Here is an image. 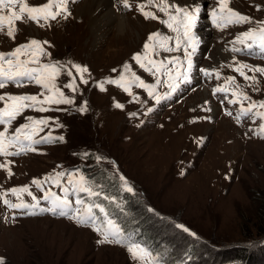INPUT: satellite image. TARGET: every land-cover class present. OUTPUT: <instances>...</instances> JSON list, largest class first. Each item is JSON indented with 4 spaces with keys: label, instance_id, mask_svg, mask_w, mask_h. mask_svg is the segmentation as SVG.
<instances>
[{
    "label": "rangeland",
    "instance_id": "1",
    "mask_svg": "<svg viewBox=\"0 0 264 264\" xmlns=\"http://www.w3.org/2000/svg\"><path fill=\"white\" fill-rule=\"evenodd\" d=\"M27 2L38 6L47 0ZM84 3L85 0H70L71 14L67 19L61 15L50 26L16 22L18 30L14 39L7 36L6 28L0 31V52H11L31 39L47 41L44 47L51 55L45 62L59 63L65 68L78 64L88 70L84 73L87 84L77 76L76 92L64 87L71 79L66 73L57 81L65 95L73 98V104L45 105L52 110L44 113L27 109L9 126L8 135L16 127L30 123L28 116L52 118L63 127L50 121L49 127L36 138L45 136L52 128V134L63 136L65 142L41 143L35 145L36 151L0 156V164H7L12 172L10 176L0 168V194L7 193L0 198L3 264H143L133 260L122 244L100 243L102 236L91 226H82L67 216L51 212L28 215V210L12 209L3 203L4 198L19 202L10 189L27 185L40 199V207L49 208L50 204L43 200L44 190L50 188L63 197L62 189L51 183L41 189L32 181L61 171L75 173L76 179L81 174L91 177L99 187L112 182V185L123 184L124 191L127 181L133 189L132 206H150L154 211L150 214L154 219L149 222L160 243L158 249L177 245L173 253L186 260L194 242L198 264H221L226 257L231 259L228 264H252L253 254L262 256L264 261V236L258 234L264 231V138L256 134L264 121L246 116L237 120L241 107H247L250 101L229 103L238 99L237 94H247L252 101H264V73L243 69L249 77H256V82H252L235 71L241 63L251 68L264 67V55L232 51V42L240 33L259 27L255 22H264V0H230L233 10L252 18L254 23L232 24L223 30L208 22L211 12L217 8V0H204L196 23L208 24L211 38L205 47L196 45L191 70L187 71L186 79L177 81H169L167 74L154 77L133 59L135 54L143 53L150 34L159 32L173 38L176 35L160 22L167 17L155 5H147L145 10L154 12L158 19H145L138 6L146 4V0H129V7H125L123 0H110L109 9L127 20L126 33L121 36L111 25L101 36L93 31L90 16L79 12ZM184 5L188 4L180 6ZM203 19L207 21L201 22ZM195 33L200 36L199 32ZM218 50L223 52V58H215ZM172 56L183 60V50L161 51L154 58ZM126 66L130 69L127 73ZM132 73L145 83L156 85L153 96L135 85L129 95L117 84L108 83L119 80L122 75L132 79ZM229 77L234 80L230 81ZM169 83L178 84L175 91L169 89ZM101 84L104 90L99 87ZM217 87L228 91L217 93ZM42 91L35 84L9 83L0 89V94ZM156 96L161 97L159 101ZM85 102L87 110L78 111ZM255 110L264 111V108ZM3 127L0 126V131ZM17 150L18 146L10 148V151ZM67 180L65 176L62 183L69 187L72 209L79 207L75 203L76 195L92 203L93 197L74 192V186L68 185ZM22 198L27 203L34 202L26 193ZM137 211L138 222L145 214L143 210Z\"/></svg>",
    "mask_w": 264,
    "mask_h": 264
},
{
    "label": "snow or ice",
    "instance_id": "2",
    "mask_svg": "<svg viewBox=\"0 0 264 264\" xmlns=\"http://www.w3.org/2000/svg\"><path fill=\"white\" fill-rule=\"evenodd\" d=\"M70 0H47L46 3L38 6L30 5L27 0H0V31L7 29V36L15 38L16 22L31 21L37 23L39 26H50V22L56 20L63 15L65 19L71 14L68 9ZM125 7H129V0H123ZM230 0H217V8L211 12L212 23L215 27L223 30L232 24H251L254 23L252 18L243 15L230 6ZM147 5H155L158 10L165 14L167 19L160 20V22L174 32L175 37H169L159 32L149 35L147 42L144 44L143 53H137L133 59L138 63L139 67L156 77L157 74H167L169 81H177L182 77L186 79L187 71L192 68V54L196 50L198 39L194 34V27L197 22L198 14L201 8L196 5L193 7L180 6L169 3V0H146L145 3L139 4V10L145 19H158L156 14L152 11H146ZM41 21L44 23L42 24ZM259 25L257 28H250L247 31L240 33L232 42L234 47L232 51L245 52L248 55L262 54L264 55V22H255ZM174 39V44L172 43ZM47 41H40L31 39L25 44L17 46L13 51L4 53L0 52V89H4L9 83L16 86L24 84H35L42 88L39 94H0V126L3 131H0V156H14L20 155L27 151H36L35 145L41 143H63L65 142L63 136L53 135L54 129L49 128L48 133L36 138L39 132H43L45 127H49L51 123L58 127H63L58 120L52 118H34L28 116L26 119L30 123H24L16 127L12 134L9 133V126L20 116L25 110L31 109L41 113L52 110L51 107L45 105H70L74 103L73 98L66 96L64 91L60 88L57 81L62 74H67L71 79L64 85L65 88L72 92L78 91L76 83L77 76L79 80L87 84L88 81L84 78V73L88 70L86 67L72 64L70 68H65L64 65L53 62H45L46 58L50 59V53L45 49L44 45ZM235 45H239L238 47ZM191 48V52L189 51ZM183 50L184 59L178 56H172L165 59H155L159 53H173ZM186 62V69H185ZM171 65L172 67H169ZM249 68L253 72L264 73V67L251 68L247 64H239L235 71L239 73L245 80L256 82V77H249L243 69ZM182 69L184 71H182ZM128 66L125 67V72H129ZM75 72L76 75L73 74ZM175 72V75L172 73ZM209 74V73H206ZM219 76V74H216ZM233 81V77H229ZM159 78L157 83H159ZM108 83H115L122 87L124 91L132 95V86L146 89L149 96L154 95V88L156 85L145 83L140 76L132 73V79H128L126 75H122L119 80H109ZM101 90H104L103 84L99 85ZM169 89L175 91L178 87L176 83H169ZM217 93H225L228 91L225 87H217ZM238 95V99L230 100L229 103L237 104L243 101H250L247 107H241L240 116H246L252 119H259L264 121V111H257V107L264 108V101H252L247 94ZM43 97L41 99L40 97ZM157 101L161 97H155ZM122 107L121 105H117ZM58 110V109H57ZM80 112L87 110V104L77 109ZM231 115V113H228ZM43 126V127H42ZM261 138H264V123L259 125V131L256 133ZM13 146H18L17 151H10ZM99 159V158H98ZM0 168H4L11 176L12 172L7 164H0ZM68 176V185H73V191L76 193H86L89 197H97L100 194L93 191L89 186L86 178L81 174L79 179H76L75 173L67 174L63 171L55 172L45 176L43 179H34L32 183L38 188L44 189V185L51 183L58 188H61L64 196L61 197L57 193L52 192L51 189L44 190L43 200L50 204L49 208L40 207V199L32 194L29 186L13 187L10 193L17 197V203L4 198L3 203L12 209L28 210L26 214L36 215L44 212H51L53 215L67 216L75 220L82 226H91L96 232L102 236L100 243H117L122 244L127 248L133 260L143 262V264H158L161 258L153 256V254L139 243H126L123 238V229L109 217L106 209L101 204L86 203L85 200L77 198L75 203L79 207L72 209V202L69 200V187L64 186L62 181L64 177ZM123 180L124 178L121 177ZM126 190L132 192L133 189L127 185L125 181ZM27 194L32 197L33 203H27L23 200L22 194ZM7 193L0 194V198L6 196ZM104 199H108L107 196ZM39 209V212L34 211ZM71 209V211H68ZM98 210L100 216L97 215ZM102 216V219H101ZM180 227H183L182 225ZM185 231L188 229L184 228ZM193 235H195L193 233ZM0 264L3 260L0 259Z\"/></svg>",
    "mask_w": 264,
    "mask_h": 264
},
{
    "label": "trees",
    "instance_id": "3",
    "mask_svg": "<svg viewBox=\"0 0 264 264\" xmlns=\"http://www.w3.org/2000/svg\"><path fill=\"white\" fill-rule=\"evenodd\" d=\"M86 180L88 181L89 186L92 187L93 191L100 194L97 197H93L94 200H92V203L101 204L106 209L109 216L120 227H122L123 238L126 243H139L143 247L147 248L155 257L161 258L158 262L159 264H188L187 262H190L189 264H198L196 259H199V254L196 251L197 248L194 242L190 245V253H187L190 257L184 258L187 261L183 260V258H179L178 253H173V248L177 245L170 244L169 247H162V249H158L161 248V246L157 241L158 238H155L153 227L149 222L154 219L150 216L151 213H154L153 209L150 206H146L145 208L133 207L132 202L134 201V196H132L131 192H128L127 190L124 191L125 187H122L123 184L112 185V182L106 187H99L95 185V181L91 177L87 176ZM105 196H107L108 199H104ZM139 209L141 212L143 210L142 214L144 213L145 215L144 219L141 218L142 220L137 222L136 216L138 214L135 213H138L137 210ZM262 209L264 210V205ZM96 212L99 213L98 210H96ZM159 218L163 219V216H160ZM258 234L259 236H264V231L262 230ZM259 251L261 252V250ZM246 252L247 250H244L243 253ZM247 258H250L249 261H251L250 255H248ZM252 258V264H263L262 262H264L262 256L260 255L258 256L257 254H253ZM230 260L231 259L228 257L224 259L222 258L220 263L228 264L231 262Z\"/></svg>",
    "mask_w": 264,
    "mask_h": 264
},
{
    "label": "bare ground",
    "instance_id": "4",
    "mask_svg": "<svg viewBox=\"0 0 264 264\" xmlns=\"http://www.w3.org/2000/svg\"><path fill=\"white\" fill-rule=\"evenodd\" d=\"M178 1L181 4H188V5H184V6H187L190 8L193 6H196V4L201 8V6L204 2V0H178ZM109 2H110V0H85V3L80 6L79 12L81 13V15L82 14L84 15L85 13H87L90 16V21L92 23V29L98 35L102 36L107 31V30H105L106 28H108L111 25H114L115 29H117V31L122 34L121 36H124V34L126 33L124 23L127 20L124 17L116 16L113 13V11H111L109 9ZM171 2L176 3V5H181L174 0H171ZM202 21L206 22L207 20L203 19V20H201V22ZM195 32H199L200 36H197ZM194 34L198 39V47H205L209 44V40L211 37H209L208 35L211 34V30L209 29L208 24H206L205 26H201L199 23H196L195 27H194ZM199 41H201V44H199ZM217 57H222V58L224 57V54L221 50H218L217 56L215 58H217ZM203 95H204V93L201 94V96H203ZM61 222H63V221H61ZM60 226H62V225H60ZM65 226H66V224H65ZM73 230H75V229H73Z\"/></svg>",
    "mask_w": 264,
    "mask_h": 264
}]
</instances>
